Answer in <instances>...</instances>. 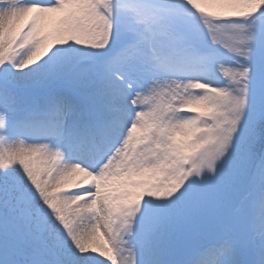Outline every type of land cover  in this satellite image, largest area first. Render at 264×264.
Instances as JSON below:
<instances>
[{
    "label": "snow or ice",
    "instance_id": "6c2138e0",
    "mask_svg": "<svg viewBox=\"0 0 264 264\" xmlns=\"http://www.w3.org/2000/svg\"><path fill=\"white\" fill-rule=\"evenodd\" d=\"M0 264H264V0H0Z\"/></svg>",
    "mask_w": 264,
    "mask_h": 264
}]
</instances>
